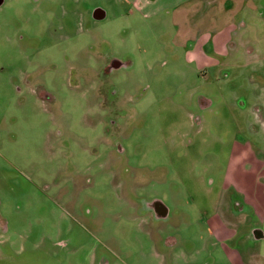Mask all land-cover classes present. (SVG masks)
Segmentation results:
<instances>
[{
  "label": "rangeland",
  "instance_id": "1",
  "mask_svg": "<svg viewBox=\"0 0 264 264\" xmlns=\"http://www.w3.org/2000/svg\"><path fill=\"white\" fill-rule=\"evenodd\" d=\"M193 2L5 0L0 264H264V0Z\"/></svg>",
  "mask_w": 264,
  "mask_h": 264
},
{
  "label": "crops",
  "instance_id": "2",
  "mask_svg": "<svg viewBox=\"0 0 264 264\" xmlns=\"http://www.w3.org/2000/svg\"><path fill=\"white\" fill-rule=\"evenodd\" d=\"M193 1H197L198 2V7L196 9H198L197 11L203 12L205 10L206 7H214L215 6V2H217L218 0H134V3L138 5V7L140 9H147L149 7L155 8L157 11L162 10L163 8H173L176 9L177 7H179L182 3H187V2H191L194 3ZM235 5L237 7H249L253 6V3L251 2L252 0H235ZM256 6V5H255ZM194 10H185V14L189 15L190 13H196L197 11L193 12ZM200 19H197L196 21H199ZM215 21V20H214ZM217 21V20H216ZM244 23H241V25L243 26ZM245 25V24H244ZM233 28H235V25L233 26H226L221 29V30H217L215 34H213V36H209V38H207V42L211 43L214 42L215 46L220 49V51H226V48L229 44V38H230V34L233 33L234 31ZM205 36V35H204ZM206 37V36H205ZM232 44V42H231Z\"/></svg>",
  "mask_w": 264,
  "mask_h": 264
},
{
  "label": "flooded vegetation",
  "instance_id": "3",
  "mask_svg": "<svg viewBox=\"0 0 264 264\" xmlns=\"http://www.w3.org/2000/svg\"><path fill=\"white\" fill-rule=\"evenodd\" d=\"M5 3V0H0V7H2ZM93 16L95 19L101 20L103 18L106 17V12L102 9V8H96L94 10ZM124 65V63L116 58H113L108 65H106L105 67V75H107L108 73H111L113 70L118 69L120 67H122ZM147 209L148 211L152 212L153 215L157 218V219H164L167 217L168 214V208L166 207V205L164 204L163 201H161L160 199H154L150 202H147ZM237 207H240V209L243 208L242 204L236 205ZM7 226H6V220L1 212V206H0V234L7 232ZM232 233L236 235L237 231L234 229H232ZM252 236L255 239H261L264 238V232L262 231V229L260 228H255L253 229L252 232ZM4 254L2 252H0V258H3Z\"/></svg>",
  "mask_w": 264,
  "mask_h": 264
}]
</instances>
